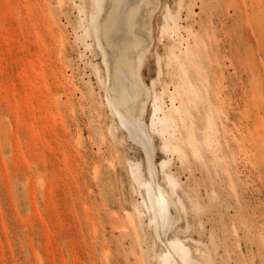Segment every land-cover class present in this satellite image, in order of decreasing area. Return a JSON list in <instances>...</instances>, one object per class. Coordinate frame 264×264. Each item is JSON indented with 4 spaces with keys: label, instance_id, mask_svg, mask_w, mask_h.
I'll use <instances>...</instances> for the list:
<instances>
[{
    "label": "rangeland",
    "instance_id": "374dc122",
    "mask_svg": "<svg viewBox=\"0 0 264 264\" xmlns=\"http://www.w3.org/2000/svg\"><path fill=\"white\" fill-rule=\"evenodd\" d=\"M94 7L0 0V264H264V0H143L130 124Z\"/></svg>",
    "mask_w": 264,
    "mask_h": 264
},
{
    "label": "bare ground",
    "instance_id": "6f19581e",
    "mask_svg": "<svg viewBox=\"0 0 264 264\" xmlns=\"http://www.w3.org/2000/svg\"><path fill=\"white\" fill-rule=\"evenodd\" d=\"M143 0H95V12L92 18L94 32L98 39V48L104 57V66L108 73V90L115 113L123 123L135 121L138 96L143 92L140 72L137 69L135 56L141 59L143 38L134 32L124 35L130 19L132 21L139 10ZM129 21V22H130ZM138 24L131 23L129 30ZM59 46L63 49L64 41L59 38ZM126 79L128 84L124 83ZM124 80V81H123ZM131 83V84H130ZM98 170L96 169V173ZM99 173H97L98 175ZM172 200V199H171ZM173 201V200H172ZM156 215L153 214V225L158 230V238L163 244V249L157 256V264H209L207 257L193 253L189 244L179 237L165 241L159 229L160 219L173 213V204H167L164 199L152 201ZM118 227V225H112ZM123 227V226H122ZM124 228H126L124 226ZM198 255V256H197Z\"/></svg>",
    "mask_w": 264,
    "mask_h": 264
}]
</instances>
